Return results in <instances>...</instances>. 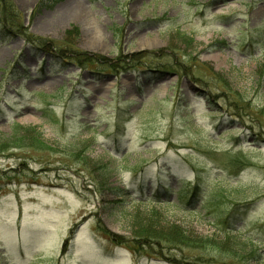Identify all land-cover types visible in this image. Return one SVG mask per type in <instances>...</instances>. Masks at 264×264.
<instances>
[{
  "label": "rangeland",
  "instance_id": "rangeland-1",
  "mask_svg": "<svg viewBox=\"0 0 264 264\" xmlns=\"http://www.w3.org/2000/svg\"><path fill=\"white\" fill-rule=\"evenodd\" d=\"M7 5L0 264H264V0ZM149 224L210 247L134 252Z\"/></svg>",
  "mask_w": 264,
  "mask_h": 264
},
{
  "label": "trees",
  "instance_id": "trees-1",
  "mask_svg": "<svg viewBox=\"0 0 264 264\" xmlns=\"http://www.w3.org/2000/svg\"><path fill=\"white\" fill-rule=\"evenodd\" d=\"M7 1L8 0H0V7L3 9V12L6 14L7 13ZM3 33L5 34H11V29L13 26V23L10 22V18L6 17V15L3 17ZM18 29L19 25L17 24ZM13 31V30H12ZM17 32V31H16ZM21 33H23L20 30ZM24 34V33H23ZM41 40L37 38L34 39L32 36H29V43L31 45L32 48L34 49H38L41 50L43 45L40 44ZM46 44H44L45 46ZM88 63H90V60H87ZM12 141L14 142L13 144L17 145L18 147H20L22 144L23 145H28L30 147H37V148H42V143L43 140L41 138V135L39 133H36V130L34 128H26L23 126H18V128L16 129V131L14 132V135L12 138H10L8 141ZM11 144H2V146L0 147L2 150H4L5 148L8 149V146ZM102 166V172H103V176L105 177L106 174L110 173L113 168L112 167H108L107 165L105 166L104 164L99 165L97 163H95L93 160H89V164L88 167H99ZM181 189H184L183 187ZM197 195V190H194L193 192V196ZM155 197L158 198V196L156 195ZM160 198V196H159ZM162 199V198H160ZM134 235V240L136 241H130L132 243V249L134 252H138L139 248L141 249H145V247H149L151 249L154 247H160L162 245L165 244H171L174 246H185V247H192V248H207L210 247V245H206L202 242V240L199 241V239L195 240L193 239L190 235H188L185 231H182L178 226L173 227V230L171 231H164L163 229L160 230L159 232L154 230V228L151 227V225L149 224L148 226H144L139 228ZM112 238H114V241H116L117 239L122 240L120 241V243L124 242V237L118 238L115 235L112 236ZM127 242V241H126ZM125 242V243H126ZM141 244V245H140ZM216 249H221L219 247H216ZM195 264V263H194Z\"/></svg>",
  "mask_w": 264,
  "mask_h": 264
},
{
  "label": "bare ground",
  "instance_id": "bare-ground-1",
  "mask_svg": "<svg viewBox=\"0 0 264 264\" xmlns=\"http://www.w3.org/2000/svg\"><path fill=\"white\" fill-rule=\"evenodd\" d=\"M74 9H77V8H74Z\"/></svg>",
  "mask_w": 264,
  "mask_h": 264
}]
</instances>
